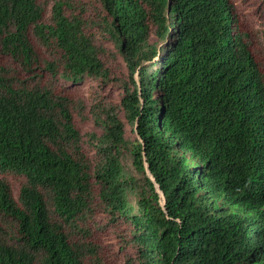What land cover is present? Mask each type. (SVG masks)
I'll list each match as a JSON object with an SVG mask.
<instances>
[{
  "label": "trees",
  "instance_id": "trees-1",
  "mask_svg": "<svg viewBox=\"0 0 264 264\" xmlns=\"http://www.w3.org/2000/svg\"><path fill=\"white\" fill-rule=\"evenodd\" d=\"M0 264H264V12L0 0Z\"/></svg>",
  "mask_w": 264,
  "mask_h": 264
},
{
  "label": "rangeland",
  "instance_id": "rangeland-1",
  "mask_svg": "<svg viewBox=\"0 0 264 264\" xmlns=\"http://www.w3.org/2000/svg\"><path fill=\"white\" fill-rule=\"evenodd\" d=\"M237 1L240 4L241 8L244 10V12L248 14V16H250L252 19L258 21L262 17V14L264 12V4L262 0H259L253 6L250 5V3L247 2L246 0H237ZM107 45L117 51V49L113 47V44L111 42H107ZM118 56H119V60L122 61V57L120 56V54H118ZM123 71L127 72L124 63H123ZM81 86L84 88L85 91H89L90 88L91 89L95 88L96 90H98L99 93L109 94L119 104L121 103L122 97L124 95V90L121 85L114 83H99L98 81H95L92 78L87 79L85 82L81 84ZM122 118L125 123L126 135L130 138V140H135L136 137L138 136L135 132V128H136L135 123L130 122L126 118L124 110L122 112ZM78 125L84 132L96 128L95 123L92 121V119L85 116L83 117L79 116ZM96 131L100 132L99 130ZM129 146L122 148L120 159L125 167L126 176L129 179V184H130V188L128 190L129 200L133 204L137 205L141 193L144 190L148 189L146 182L147 176L153 178V175L150 173L148 169V164L145 165L146 173L143 170L138 169L134 165V154L129 149ZM162 203L164 204V201H162ZM130 250L134 252V248L132 247V245H130Z\"/></svg>",
  "mask_w": 264,
  "mask_h": 264
}]
</instances>
